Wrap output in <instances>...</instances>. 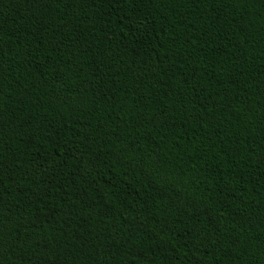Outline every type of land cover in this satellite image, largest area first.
I'll list each match as a JSON object with an SVG mask.
<instances>
[{
    "label": "trees",
    "instance_id": "1",
    "mask_svg": "<svg viewBox=\"0 0 264 264\" xmlns=\"http://www.w3.org/2000/svg\"><path fill=\"white\" fill-rule=\"evenodd\" d=\"M0 264H264V0H0Z\"/></svg>",
    "mask_w": 264,
    "mask_h": 264
}]
</instances>
